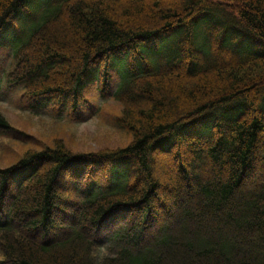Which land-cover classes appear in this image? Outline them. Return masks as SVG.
<instances>
[{"label": "trees", "instance_id": "obj_1", "mask_svg": "<svg viewBox=\"0 0 264 264\" xmlns=\"http://www.w3.org/2000/svg\"><path fill=\"white\" fill-rule=\"evenodd\" d=\"M23 8L4 45L25 108L74 122L90 82L108 90L115 71L131 139L97 153L23 144L0 168V264H264V0H0V36ZM230 102L238 116L177 130ZM23 132L0 111V136Z\"/></svg>", "mask_w": 264, "mask_h": 264}, {"label": "rangeland", "instance_id": "obj_2", "mask_svg": "<svg viewBox=\"0 0 264 264\" xmlns=\"http://www.w3.org/2000/svg\"><path fill=\"white\" fill-rule=\"evenodd\" d=\"M37 2H39V0H37ZM25 10L26 9L23 8L12 18L0 36V111L11 125L18 130L24 131V134H22L24 135L22 137L23 143L20 141H18L19 143L12 141L7 137V134L0 136V168L7 167L11 165V163L16 162L14 158H17L19 151L23 148L22 145L28 144L26 142H33V144L42 146L43 144H52L54 140L58 139L62 140L67 145L68 149L85 153L103 152L107 149L114 150L127 145L131 136L125 130L116 127L115 124L116 117L120 113L121 107L112 96V93H110V95L107 93L103 95V92H107V90L104 89V91H102L101 80H93L86 87L85 97L87 104L82 107V113L78 112V115L74 112L69 113V115L74 118L79 117L78 120L69 123H66L64 114L57 118L58 120H55V115L57 114L53 115L52 105H46L40 109L32 110L30 108H25L30 102L22 99L18 88L9 87L7 83V73L11 68L13 60L12 46L9 44L5 46L3 44L10 36L8 28H13L14 25L18 27L20 23L25 20V15H23ZM178 34L179 33L173 35L169 34L158 40L150 41L155 53L163 52L167 47H171L178 37ZM127 55L128 51L126 50L114 54L113 60L115 62L113 66L116 71H122L124 66L128 65L129 59ZM212 61L214 62L213 58ZM54 67L55 66H53V68ZM95 69H100V67L98 68V63L95 64ZM115 82H117V80ZM110 91H115V89L110 88ZM243 108L244 105L242 103L230 102L218 109L205 113L192 124L180 125L177 127V130L181 132L204 133L216 118L222 116L236 117L243 111ZM17 138L18 136H16L14 140H17ZM165 171L167 173L173 172V167H167ZM157 172L161 173L160 170ZM259 181L264 182L263 177L261 180L259 179ZM74 195V193H69L70 197L72 196L75 198ZM239 195L242 196V193L239 192ZM188 196V194L181 195L180 199L189 207ZM201 199L207 204L209 203L206 198ZM200 202L201 200L196 202V204H200ZM80 212L81 210H79L78 215ZM137 214H139V212H137ZM116 217L118 216L112 217L111 220L109 218L103 227H106V229L111 228L112 224L119 221ZM136 218L138 222L139 215L136 216ZM73 224L70 217L66 216V225L69 226ZM69 230H72V228L68 227L61 230L59 236L55 239L58 240L62 238ZM35 237L38 238V235H35ZM96 254L97 257L101 259L106 254V251L98 249Z\"/></svg>", "mask_w": 264, "mask_h": 264}]
</instances>
